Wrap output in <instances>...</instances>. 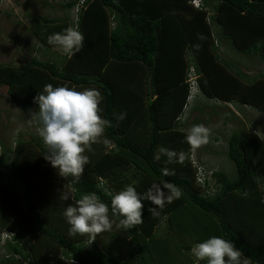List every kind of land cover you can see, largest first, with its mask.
I'll use <instances>...</instances> for the list:
<instances>
[{
    "label": "trees",
    "instance_id": "16d2710c",
    "mask_svg": "<svg viewBox=\"0 0 264 264\" xmlns=\"http://www.w3.org/2000/svg\"><path fill=\"white\" fill-rule=\"evenodd\" d=\"M58 4L61 15L35 16L29 28L44 46L34 49L54 56L25 57L17 65L0 63V87L22 112L38 111L33 99L46 84L95 87L103 97L101 115L112 126L86 151L89 163L75 183L72 177L59 176L44 159L47 149L38 131L28 139L19 134L2 148L0 171L8 178L0 179V264H205L191 249L212 236L230 240L242 252V261L264 264V233H258L264 221L255 214L247 223L241 215L264 206V141L253 132L232 131L226 144L235 178L208 169L211 180L204 184L195 181L202 163L194 165V150L184 142L187 129L198 124L188 121L186 110L192 106L204 113L196 103L198 96L220 105H245L264 115V72L250 75L221 51L228 44L264 63V0ZM67 27L84 36L74 56L53 53L57 46L48 43L49 35ZM201 34L205 39H198ZM120 113L127 115L117 123ZM104 138L112 144H104ZM160 146L184 151L183 164L168 163L166 157L155 161ZM162 169L169 174L163 175ZM162 180L182 194L165 203L159 216L147 211L154 205L143 199V223L133 229L125 231L114 223L92 242L89 234H69L63 211L81 194L95 192L110 204L111 196L125 186H134L143 197Z\"/></svg>",
    "mask_w": 264,
    "mask_h": 264
},
{
    "label": "clouds",
    "instance_id": "9594fccd",
    "mask_svg": "<svg viewBox=\"0 0 264 264\" xmlns=\"http://www.w3.org/2000/svg\"><path fill=\"white\" fill-rule=\"evenodd\" d=\"M198 39L203 40L205 37L201 34ZM48 43L74 56L83 47L84 36L76 28L67 27L62 32L49 35ZM195 92H199V89H195ZM102 100L101 92L95 87L77 90L67 85L53 87L52 84H46L43 91H39L33 99L38 111L32 116L39 123L38 135L47 149L44 159L59 176L72 177L74 183L89 163L86 151H90L92 144L104 136L105 129L112 126V121L101 115ZM126 115H117V123L125 119ZM208 138V128L203 124H193L187 129L184 142L194 150L208 143ZM103 143L111 145L112 141L104 138ZM162 157H166L168 163L183 164L186 153L160 146L153 158L160 161ZM162 172L165 176L169 174L168 169H162ZM181 194L180 189L167 180L153 185L143 197L134 186H125L111 196L110 204L102 201L95 192H88L81 194L74 205H68L63 216L70 235L89 234L92 242L96 234L111 231L114 223L117 228L125 231L142 224L145 208L143 199H148L154 205L148 207L147 211L153 216H159L165 203H171ZM64 199H69L67 194ZM191 252L197 261L205 264H249L247 258L241 260L242 252L230 240L219 236L197 243Z\"/></svg>",
    "mask_w": 264,
    "mask_h": 264
},
{
    "label": "rangeland",
    "instance_id": "374dc122",
    "mask_svg": "<svg viewBox=\"0 0 264 264\" xmlns=\"http://www.w3.org/2000/svg\"><path fill=\"white\" fill-rule=\"evenodd\" d=\"M60 0H1L0 1V63H11L14 65L20 64L23 58H29L30 56H35L39 59H45L46 57L54 56L52 53H44L46 51H37L34 48H43L40 43L32 36L30 33V20L35 16H47L55 17L61 15L62 10ZM71 20L75 18V13H70ZM57 51L63 55V50L59 47H54L50 51ZM223 56L230 60L237 68L242 69V71L247 72L250 75H254L261 71L262 66L264 70V63L259 61L257 57L247 58L246 56L237 53L230 45L226 44L225 47L221 48ZM53 52V53H57ZM203 99L202 96H198ZM205 99V98H204ZM201 101V100H200ZM11 99L7 96L6 88L0 87V156L2 154V148L12 144L19 134L23 135V138L28 139L29 135H34L39 127L38 121L32 116L37 110L29 109L28 112H22L19 110ZM191 105V104H190ZM238 106V105H237ZM237 106L232 105V110L234 113L238 112ZM203 107V106H202ZM248 115H242L245 122H231L230 127L233 129H240L241 126L244 127V131L257 132L255 124L259 119L264 122V116L256 113V109L248 107ZM204 113L201 114V109H195L190 106L185 113L188 116V121H195L198 124H203L208 128L209 135H215L212 124L216 121L221 122L222 115H224L226 110H209V108H204ZM232 112V114H233ZM201 114V115H199ZM251 114V115H250ZM257 114V116H256ZM228 120H231L230 116L227 115ZM255 121V123H254ZM246 123V124H245ZM244 124V125H243ZM228 128V126L226 127ZM222 139L218 138V141H213L215 147H213L211 137L208 138V143L204 146L208 147V150L203 149L200 146L194 149V161L202 163L206 169L221 170L226 172L229 177L235 178V166L233 162L227 157V144L226 140L231 135L229 130ZM24 133V134H23ZM257 134L261 137L260 132ZM264 135V134H263ZM226 137V138H225ZM7 170L8 169H4ZM3 171V170H2ZM1 172V171H0ZM8 174L0 173L1 179L6 180ZM210 184H214L211 181ZM211 192V190H210ZM2 214L0 210V215ZM5 219V218H4Z\"/></svg>",
    "mask_w": 264,
    "mask_h": 264
},
{
    "label": "crops",
    "instance_id": "0c3cea01",
    "mask_svg": "<svg viewBox=\"0 0 264 264\" xmlns=\"http://www.w3.org/2000/svg\"><path fill=\"white\" fill-rule=\"evenodd\" d=\"M261 71H263L264 72V70H263V66H262V69H261ZM199 100H201V101H199ZM199 101V102H198ZM198 105H201V107H202V109H204V108H209V110H226L227 112L224 114V115H222L221 117H222V120H221V122H218V121H216V122H214L213 124H212V127H213V129L212 130H214V133H215V135L213 136V135H209L210 137H211V141H212V144H213V141H218L219 139L218 138H220V139H222L228 132L226 131V129H228L229 130V133L230 132H232V131H234V130H238V129H233V128H235L234 126H233V128H232V126L230 127V125H231V123H230V121L231 122H236V120L237 121H239L240 123L242 122H245V120L243 119V117H241V114L242 115H248V107L247 106H245V105H239V104H236V103H230V104H226V103H223V104H219V103H217L216 101H214V100H208V99H204V97H203V99H200V97H198L197 98V102H196ZM196 103H194L193 102V106L196 104ZM196 104V105H197ZM232 105L233 106H237L238 107V109H239V111L238 112H233V111H231L232 110ZM198 107V106H197ZM203 112V111H202ZM232 112H233V114H232ZM230 113H231V120L229 119L228 120V118H227V115L228 116H230ZM256 113H259L261 116H264L261 112H259V111H257L256 110ZM200 115V114H199ZM251 115V114H250ZM256 116H257V114H256ZM194 121V120H193ZM254 123H255V121H254ZM246 124V123H245ZM244 125V124H243ZM228 126V128H226ZM255 129H256V131L257 132H260V134L262 135L261 137L257 134V132H254V131H252L253 133H255L256 134V136H258L259 137V139H261L262 141H264V122L263 121H261L260 119H259V121H257V123L255 124V127H254ZM241 130L242 129H244V127L243 126H241V128H240ZM239 129V130H240ZM210 131V130H209ZM226 138V137H225ZM11 145V144H10ZM9 146V145H8ZM213 147H215V145L213 144ZM0 179H1V176H0ZM3 179V178H2ZM246 213H249V216H246ZM256 214V218H259V220H262V221H264V206L263 207H261V206H258V207H254V209L253 208H251V209H249L247 212L246 211H242V213H241V215H243L244 216V218H245V220L246 221H248L247 223H250L253 219H251L252 218V216H254ZM250 217V218H249ZM256 218L254 217V221H256ZM251 229V228H250ZM252 229H253V227H252ZM258 233H264V230L263 231H260V232H258Z\"/></svg>",
    "mask_w": 264,
    "mask_h": 264
},
{
    "label": "built area",
    "instance_id": "2783aa9c",
    "mask_svg": "<svg viewBox=\"0 0 264 264\" xmlns=\"http://www.w3.org/2000/svg\"><path fill=\"white\" fill-rule=\"evenodd\" d=\"M197 3L198 2L196 1L195 5H198ZM76 10H77V8H76ZM194 79H195L194 76L191 75L189 80H190V82L192 84H194V81H193ZM191 95H192V93H191ZM191 95H190V97H191ZM193 163H194V165H199V164H196V161H193ZM211 175H212L211 172L208 169H206L203 165L197 166V171H196V174H195V181H196L197 184L198 183L199 184H204L207 181L210 182ZM261 186L264 189V184H262ZM2 236H3L2 239H4L5 236L4 235H2Z\"/></svg>",
    "mask_w": 264,
    "mask_h": 264
}]
</instances>
